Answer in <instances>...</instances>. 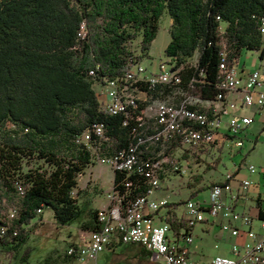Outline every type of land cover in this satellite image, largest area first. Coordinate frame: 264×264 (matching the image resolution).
Instances as JSON below:
<instances>
[{"label": "trees", "instance_id": "1", "mask_svg": "<svg viewBox=\"0 0 264 264\" xmlns=\"http://www.w3.org/2000/svg\"><path fill=\"white\" fill-rule=\"evenodd\" d=\"M162 12L169 19L162 53L177 81L138 80L133 82L134 94L140 90L144 97L134 98L126 113L100 110L95 88L148 57ZM262 19L264 0H0V225L6 226L0 248L15 250L23 242V227L40 223L44 207L54 225L82 216L79 229L97 228L95 208L83 211L72 193L78 173L94 163L95 154H111L135 143V130L140 128L135 115L148 100L167 96L172 87L181 92L168 102L187 96L210 100L218 89L220 58L229 66L240 50H253L260 59ZM80 22L82 34L77 35ZM191 55L192 62H187ZM187 107L208 112L202 105ZM97 122L100 137L90 132ZM84 130L89 131L88 147L77 140ZM111 171L110 188L122 200L145 192L146 180L134 169ZM195 176H189L191 182ZM177 202L168 203L163 213L172 229L182 225L171 209ZM9 207L13 213L6 217ZM122 244L149 255L137 243ZM64 248L61 259L72 258ZM50 253L44 254L42 263L54 264ZM25 255L24 250L19 259L27 262Z\"/></svg>", "mask_w": 264, "mask_h": 264}, {"label": "built area", "instance_id": "2", "mask_svg": "<svg viewBox=\"0 0 264 264\" xmlns=\"http://www.w3.org/2000/svg\"><path fill=\"white\" fill-rule=\"evenodd\" d=\"M82 28L80 22L77 35L82 34ZM259 31H264V19ZM217 72L218 89L210 100H206L210 103L205 106L208 112L187 107L189 104L200 105V100L191 96L175 103L165 100L147 103L141 114L135 115L136 125L140 128L135 130L134 144H127L111 154L92 157L94 163H102L110 170L127 172L134 169L145 178L147 188L144 193L122 200V196L109 187L104 193L106 203L95 208L97 228L87 231L80 241L66 245V254L77 262L90 259L92 264H98L94 261L95 254L108 242H132L148 250L151 264H195L187 256L191 227L197 222L216 218L218 230L233 236L234 240L229 244L228 255L214 254L207 264H264V220L260 223L263 231L256 232L248 226V215L233 208L235 198L250 183L248 178L240 179L238 189L234 190L230 186L231 171L224 170L220 180L206 186L204 200L181 199L182 213L175 217L182 220V225L171 228L170 236L166 235L170 227L163 219L164 214L157 213L159 208L169 207V202L165 197L149 195L161 177L170 173L179 177L190 176V160L196 159L205 148L217 149L224 134L233 136L250 121L249 116L232 113L237 103L244 106L264 104V72L260 67L240 73L234 63L226 66L220 58ZM138 80L149 84L167 83L176 82L177 76L168 65L159 64L155 69L144 71L139 62L133 63L121 75L103 79V83L95 88L99 109L108 114L126 113V107L134 105L133 82ZM226 93L233 97L227 98ZM145 111L148 112L146 116ZM221 114L226 115L224 133L217 130ZM90 132L100 137L101 123L92 124ZM88 137L89 131L84 130L77 140L88 147ZM169 142L173 145L166 147ZM138 145L141 148H137ZM147 150H150L149 154L141 158L140 153ZM246 168L249 172L254 171L252 164H247ZM16 188L20 190L19 186ZM12 213L13 209L9 207L5 216L10 217ZM5 228L0 225V234ZM15 232L14 228L10 230L11 235Z\"/></svg>", "mask_w": 264, "mask_h": 264}, {"label": "rangeland", "instance_id": "3", "mask_svg": "<svg viewBox=\"0 0 264 264\" xmlns=\"http://www.w3.org/2000/svg\"><path fill=\"white\" fill-rule=\"evenodd\" d=\"M165 20L166 14L162 12L159 15L158 23H157V33L154 38L151 40V43L148 48V57H142L139 60V63L144 67V71H148L150 69H155L157 65L166 63L167 57L162 53V44L166 37H168L167 33H165ZM132 46L135 45V40L131 43ZM194 54V53H193ZM193 55L186 59L187 62H192ZM238 64L242 63V67L244 69H252L254 67H260L264 72V53L260 59L256 57V52L253 50H240L239 55L237 56ZM264 85V82L263 84ZM181 92V88L172 87L171 93H166L167 96H161L162 98H154L152 99H165V100H174L177 95ZM153 101L148 100V103H152ZM146 116L148 114L147 111L144 113ZM260 141L257 143V148L264 149V134H261L258 139ZM176 153V151H175ZM203 160L196 158L189 162L190 170H198L201 174L200 181L206 179L207 175L211 173L212 175H217L223 167L227 166L229 162V156L225 149L220 153L219 158L215 164L213 169H210V165L206 164ZM211 161V160H209ZM198 162L200 167L194 166V164ZM101 168L96 170V166H91L90 171L91 174L96 178L98 186L100 187V194H103L105 190L108 189L111 180V171L110 169L102 164ZM202 166V167H201ZM87 172L85 169L83 174L79 175L78 179L80 180L84 174ZM168 178L170 180H168ZM163 177L160 179V185H166L167 189H163L159 187L154 192H169L171 189V193L168 195L175 201L181 200L185 197H190L192 199H201L206 196V189L200 188L196 190L195 194L191 196L187 195V189L184 186V181L186 179H190L189 176H176L170 173L169 177ZM180 184L182 182L181 187L174 186L175 184ZM171 185V186H170ZM176 187V188H175ZM173 192V193H172ZM82 197L84 196L81 193ZM84 198V197H83ZM80 205H83L81 201H79ZM174 214L176 216L182 213V205L180 202L175 203ZM84 211V209H83ZM83 213V212H82ZM82 217V216H81ZM80 217V219H81ZM72 220L67 224L54 225L50 216V210L47 207L41 209L40 220L37 225L30 226L25 225L22 230L23 242L17 245L15 250L11 252H6L2 248H0V264H44L41 261V258L46 254L49 250H51L50 256L54 264H92V260L84 259L82 261L77 262L75 259L70 258L68 260H62L61 254L63 252V248L66 246L68 242H78L84 237L83 230L77 227L78 221L80 220ZM200 222L195 223L191 227V242L192 247L195 248L194 255L198 257L201 255L202 257L212 256L214 254H222L223 249L225 248V243L222 240L217 239L216 241L212 240L211 233L215 232V229L209 230L207 233L202 234L199 230L198 226ZM221 234V232H218ZM166 235H171V228H168L166 231ZM25 250V260H20V254ZM201 253V254H199ZM94 261L98 264H151V259L149 255H139L136 251L135 247L130 249L123 247V244L116 246L114 249L108 248V245L105 248L99 250L94 257Z\"/></svg>", "mask_w": 264, "mask_h": 264}, {"label": "crops", "instance_id": "4", "mask_svg": "<svg viewBox=\"0 0 264 264\" xmlns=\"http://www.w3.org/2000/svg\"><path fill=\"white\" fill-rule=\"evenodd\" d=\"M168 22L169 19L166 16L165 27H163L165 33H167L166 27L168 25ZM156 33H157V29L154 36L156 35ZM167 40L168 37L164 39L162 48ZM234 67L240 73L247 71V69H244L242 67V63L238 64L237 58L234 61ZM135 94L136 97L138 98L143 99L144 97L143 92L140 90H136ZM225 96L227 98L233 97L231 93H226ZM207 103L208 102L206 100H201L199 102V104L202 106H206L208 104L210 106V103L208 104ZM232 113L237 115L249 116L250 121L241 130L236 132V134H234L233 136L224 134L221 144L220 146H218L217 149L205 148L204 151L199 152L197 156V158L203 160L206 164L210 165V169H213L215 167L217 159L219 158L220 153L225 149V152H227V155L229 156V162L227 163V166L223 167V169L220 172H218L217 175H212L211 173H209V175H207L206 179H204L203 181H200L201 174L199 173V171L192 170L191 175H196L195 176L196 181L191 182L190 179L189 180L186 179L184 181V186L187 189L186 196H188L189 192H193L192 194H195L199 186H204L203 188L206 189V186L211 182L220 180L222 172L224 170L231 171V180H230L231 189L235 190L237 188L240 179L248 178L250 180V183L243 189L242 192L239 193L237 198H235V200L233 201V208L240 212H244L248 215L249 217L248 226L251 229H253L256 232H262L263 227L261 226L260 223L264 220V216L259 217L257 213L259 211L264 212V149L257 148V143L260 142L257 139L261 134H264V104H262L261 106H254V105L244 106L237 103ZM225 120H226V115L221 114L218 119L217 130L221 131L222 133H224L225 131ZM199 164L198 162H196L194 166L200 167ZM247 164H252L254 166V171L249 172L246 168ZM91 166H96L95 167L96 170L99 171V169L103 165L93 163L92 165H89L88 167L84 168L79 175L83 174L85 169L87 170V172L80 180L78 179L79 175L76 177L75 187L72 190V193L75 195L76 202L79 204V206L82 209L97 208L106 203V198L104 196L105 192L103 194L99 193L101 189L98 186L96 178L93 176V174H91L90 171ZM169 175L170 174L166 175L165 177L168 178ZM111 176H112V171H111ZM197 176H199V178H197ZM168 180L170 179L168 178ZM182 185H183L182 182H180V184H177L176 182L174 186L181 187ZM109 187L110 184L108 188ZM159 187L163 189H167V186L166 185L161 186L159 181L158 186L150 192L149 194L150 197H154V198L165 197L169 203L175 202V200H173L168 195V193L169 194L171 193V189H169L170 191L168 193L165 191L157 192V193L154 192ZM81 193H83L84 198L82 197ZM192 194H190L189 196H191ZM205 198L206 196L202 197L199 200H204ZM79 201H81L82 203L84 202L83 205H80ZM165 209L166 208H159L157 213H164ZM172 211L174 212L173 209ZM240 226L243 225L240 224ZM198 228L202 232V234L207 233L211 229H215V232L212 231L211 233L212 240L214 241H216L217 239L222 240V242L225 243V248L223 249V252H226V254L225 253L222 254L224 255L229 254V244L234 240V237L227 234L226 232H221V234H218V232L220 231L218 230V224L216 218L215 219L209 218L207 221L200 222ZM83 232H85L84 233V237H85L87 231L83 230ZM109 244L112 245V249H114L116 246L122 243L108 242L106 245ZM105 246L103 248H105ZM187 248H188L187 256L195 264H207L208 259L211 257L208 256L205 258L202 257L201 255L196 257L194 255L195 248L192 247V244L190 243L188 244Z\"/></svg>", "mask_w": 264, "mask_h": 264}]
</instances>
